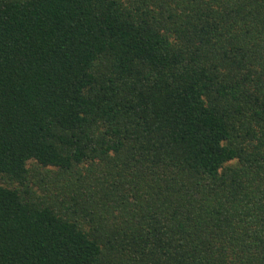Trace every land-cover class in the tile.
Instances as JSON below:
<instances>
[{"label":"trees","instance_id":"16d2710c","mask_svg":"<svg viewBox=\"0 0 264 264\" xmlns=\"http://www.w3.org/2000/svg\"><path fill=\"white\" fill-rule=\"evenodd\" d=\"M0 264H264V0H0Z\"/></svg>","mask_w":264,"mask_h":264},{"label":"rangeland","instance_id":"374dc122","mask_svg":"<svg viewBox=\"0 0 264 264\" xmlns=\"http://www.w3.org/2000/svg\"><path fill=\"white\" fill-rule=\"evenodd\" d=\"M34 189H36V187H35ZM36 190H37V189H36ZM37 193L40 195V191H37Z\"/></svg>","mask_w":264,"mask_h":264}]
</instances>
